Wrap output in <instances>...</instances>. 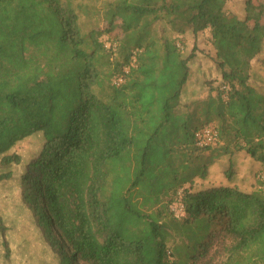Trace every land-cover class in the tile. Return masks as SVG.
I'll list each match as a JSON object with an SVG mask.
<instances>
[{
	"label": "trees",
	"instance_id": "obj_1",
	"mask_svg": "<svg viewBox=\"0 0 264 264\" xmlns=\"http://www.w3.org/2000/svg\"><path fill=\"white\" fill-rule=\"evenodd\" d=\"M227 2L0 0V72L16 77L0 82V182L41 133L22 197L58 264H264V92L249 85L264 28L250 1L242 18ZM200 33L220 81L184 103ZM208 126L217 140L199 147ZM220 159L225 181L194 189Z\"/></svg>",
	"mask_w": 264,
	"mask_h": 264
},
{
	"label": "rangeland",
	"instance_id": "obj_2",
	"mask_svg": "<svg viewBox=\"0 0 264 264\" xmlns=\"http://www.w3.org/2000/svg\"><path fill=\"white\" fill-rule=\"evenodd\" d=\"M246 0H228L225 9L227 12L242 18L246 14ZM253 14L259 15V21L264 28V0H248ZM99 26V25H98ZM119 29H113L110 34L100 37L106 48L115 45L116 38H121ZM185 51L189 52L192 47L191 39L185 41ZM195 57L189 62V76L184 87L181 101L190 103L204 97L209 86L218 83V71L212 61L214 53L208 43L206 33L197 36ZM199 72H202L199 74ZM24 72V76H25ZM193 77V79H192ZM16 77L7 78L0 72L1 87L8 89ZM249 85L260 91H264V45L260 55L251 62ZM213 127V126H211ZM43 137L41 133H35L12 148L9 154H17L21 158L19 165H13L8 170L10 178L0 182V264H58L55 254L52 252L38 227L37 217L30 205L24 202L22 197L21 175L24 173L25 164L34 158L40 150ZM220 159L219 163L210 167L208 177L204 180H196L195 188L209 187L222 184L225 180L222 175L225 161ZM237 165L245 167L241 158L237 159ZM225 165V164H224ZM251 180L255 181L257 174L263 173L253 168ZM4 170L0 168V175ZM256 175V176H255ZM181 192V191H179ZM221 251L213 249L209 257L217 261L220 259Z\"/></svg>",
	"mask_w": 264,
	"mask_h": 264
},
{
	"label": "built area",
	"instance_id": "obj_3",
	"mask_svg": "<svg viewBox=\"0 0 264 264\" xmlns=\"http://www.w3.org/2000/svg\"><path fill=\"white\" fill-rule=\"evenodd\" d=\"M132 63H134V58L132 60ZM128 70L127 68L123 69V74H127ZM123 82V76L122 75H116L112 79V84L115 86H119ZM194 140L196 142V145L199 147H209L215 144L217 140V132L214 127L208 126L203 127L199 130H197L194 133ZM258 179L264 180V175H258ZM179 194V192H178ZM172 215L176 218H181L184 216L183 206L177 199V201L173 202L172 205L169 208Z\"/></svg>",
	"mask_w": 264,
	"mask_h": 264
},
{
	"label": "crops",
	"instance_id": "obj_4",
	"mask_svg": "<svg viewBox=\"0 0 264 264\" xmlns=\"http://www.w3.org/2000/svg\"><path fill=\"white\" fill-rule=\"evenodd\" d=\"M200 73H202V72H199V74H200ZM218 73H219V72H218ZM218 76H219V77H218L217 81L219 82V81H220V75H218ZM192 79H193V77H192ZM186 83H187V82H186ZM263 92H264V91H263ZM246 161H248V160H246ZM249 163H251V162H249ZM249 163H248V164H249ZM248 166L250 167V164H249ZM248 166H245V167L242 166V171H243V172H246L247 169H248ZM246 173H247V172H246ZM247 174H248V173H247ZM247 176H248V175H247Z\"/></svg>",
	"mask_w": 264,
	"mask_h": 264
}]
</instances>
